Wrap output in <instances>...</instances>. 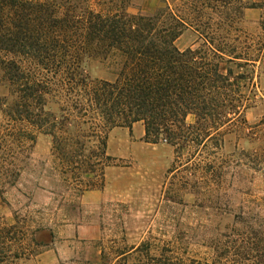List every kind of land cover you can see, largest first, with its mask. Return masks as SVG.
Wrapping results in <instances>:
<instances>
[{"label": "trees", "instance_id": "1", "mask_svg": "<svg viewBox=\"0 0 264 264\" xmlns=\"http://www.w3.org/2000/svg\"><path fill=\"white\" fill-rule=\"evenodd\" d=\"M163 1L151 15H133L131 0H0V88L9 89L0 105L8 118L0 127V178L19 176L26 144L42 132L61 165L87 176L80 191L99 186L91 175L104 184L116 127L143 122L147 142L168 143L189 159L222 147L224 129L245 108L243 77L226 66L259 62L242 57L233 35L226 9L236 4L238 12L241 1ZM188 30L203 43L181 50L176 42ZM96 60L110 65L115 80L90 77ZM59 94V113L48 110ZM25 239L0 216V264L26 257ZM211 242L210 259L152 264H264L263 219L242 217Z\"/></svg>", "mask_w": 264, "mask_h": 264}, {"label": "rangeland", "instance_id": "2", "mask_svg": "<svg viewBox=\"0 0 264 264\" xmlns=\"http://www.w3.org/2000/svg\"><path fill=\"white\" fill-rule=\"evenodd\" d=\"M240 1L238 12L236 4L226 9L237 29L233 35L240 39L242 57L259 62L226 66L243 77L245 108L224 129L222 147L209 145L189 159L168 143L147 142L143 122L116 127L109 133L104 184L91 175L99 186L80 191L87 176L61 165L52 136L38 133L17 162L19 176L0 178V216L19 225V237L26 235L27 256L18 264L205 260L212 257V238L236 220H264V0ZM163 4L131 0L128 12L151 15ZM202 43L199 33L188 30L176 45L186 50ZM111 72L97 60L88 67L92 79L113 81ZM8 96L9 89L1 87L0 105ZM59 101L60 94L50 99L48 110L59 113ZM7 122L0 110V127ZM144 244L152 245L150 253Z\"/></svg>", "mask_w": 264, "mask_h": 264}]
</instances>
